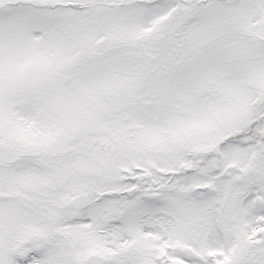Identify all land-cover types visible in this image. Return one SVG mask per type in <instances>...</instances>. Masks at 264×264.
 Masks as SVG:
<instances>
[{"label": "snow or ice", "instance_id": "6c2138e0", "mask_svg": "<svg viewBox=\"0 0 264 264\" xmlns=\"http://www.w3.org/2000/svg\"><path fill=\"white\" fill-rule=\"evenodd\" d=\"M0 264H264V0H0Z\"/></svg>", "mask_w": 264, "mask_h": 264}]
</instances>
